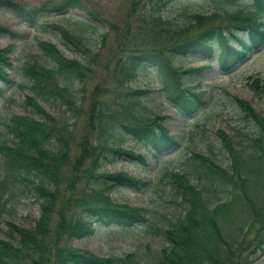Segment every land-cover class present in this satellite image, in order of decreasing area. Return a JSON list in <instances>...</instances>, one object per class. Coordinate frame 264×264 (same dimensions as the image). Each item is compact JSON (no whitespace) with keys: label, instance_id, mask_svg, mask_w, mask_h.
I'll return each mask as SVG.
<instances>
[{"label":"rangeland","instance_id":"rangeland-1","mask_svg":"<svg viewBox=\"0 0 264 264\" xmlns=\"http://www.w3.org/2000/svg\"><path fill=\"white\" fill-rule=\"evenodd\" d=\"M6 1L37 9L40 15L36 24H28ZM247 2L250 0H243V5ZM218 8L210 0H173L165 4L162 0H0V52L8 50L5 57L1 54L0 61L5 66L4 73L12 80L9 84L0 80L3 88L0 142L16 143V137L8 132L7 123L12 117L28 115L31 105H27V99L32 100L35 104L32 106L40 112L34 118L51 126L55 120L57 134L70 146L67 166L62 169L61 190L72 177L74 193L96 189L118 204L141 210L142 222L132 227L96 222L90 234L80 238L64 237L57 243L58 247L88 251L104 259H113L114 264H193L196 261L193 252L201 253L199 264H264V247L256 246L264 222V146L262 142V148L252 153L251 144L259 134L264 139V44L250 51L231 71L221 67L218 45H215L216 55L211 60L202 54L172 56V64L181 70L207 66L200 73L183 74L184 85L196 92H205L206 105L192 115L180 111L161 90V79L154 66L143 64L133 69L131 62L124 59L127 53L155 46L144 33L153 27V16L172 20L183 30L178 33L186 37L210 26H226L224 11ZM227 8L231 10L235 6ZM196 13L204 15L197 22L193 18ZM82 20L93 21L96 28L79 31L81 43L75 48L64 44L57 31L48 27L78 30ZM3 28L6 31H2ZM138 34L141 40L136 42ZM38 41H51L69 59L91 64L90 71L84 70L87 74L82 80L58 78L59 85L68 88L73 96L70 109L52 99L33 95L24 68L37 64L36 69L42 72L39 65L53 67L38 51ZM161 48L165 54L166 48ZM257 78L259 83L255 82ZM138 89L154 91L139 97L152 115V125L168 129L176 136L179 146L154 156L150 146L149 151L130 134L123 131L124 135L113 136L111 131L105 134L115 140L117 147L144 156L146 164L139 156L131 160L126 154L108 161L100 159L98 163L90 158L82 163L78 156L80 143L87 139L85 146H94L100 136L98 129L91 130V121L94 118L96 121L101 102L108 116L106 104L110 112L121 110L122 95ZM246 109L254 113L256 122L244 119ZM219 129L224 131L227 142L223 143L216 136ZM258 145L261 146L259 142ZM84 151H88V147H84ZM196 153L219 163L223 168L220 169L222 176L228 179L230 186H211L201 178ZM1 169L0 161V172ZM121 173L148 182L149 186L139 191L114 186V181L109 179V185L103 183L105 175ZM174 173L183 177H175ZM1 200L6 206L0 216V239L5 240L8 224L33 227L46 202L44 198L39 199L35 191L19 185L4 189ZM179 222L184 227L176 236L182 242L172 255L175 236L165 233ZM213 254L216 260L210 256Z\"/></svg>","mask_w":264,"mask_h":264},{"label":"trees","instance_id":"trees-1","mask_svg":"<svg viewBox=\"0 0 264 264\" xmlns=\"http://www.w3.org/2000/svg\"><path fill=\"white\" fill-rule=\"evenodd\" d=\"M162 1L165 4L171 3L173 0ZM210 1L216 4L218 9L224 11L223 16L228 23L226 26H210L197 34L184 37L178 33L183 30L178 28L172 20L163 19L161 15H155L152 18L153 27L144 32L155 46L150 49L137 50V52L130 53L131 55L127 53L124 57L125 61L131 62L133 69L141 68L143 64L154 66L161 79V90L185 115L198 112L206 105V100L204 99V91L196 92L191 86L184 85L183 74L200 73L207 66L181 70L172 64V56L202 54L206 59H213L216 55L215 45H218L221 49L219 54L221 67L225 71H230L240 61L244 60L250 51L258 50L264 44V22L262 21L264 18V0H250L247 5H243V0ZM6 2L14 7L18 14L28 21V24H36L40 15L37 9L10 1ZM72 3L75 2L72 1ZM160 5L161 3L158 6L159 10ZM228 5L235 6V9L229 10ZM154 11L149 10L150 13ZM214 14L219 15L218 13ZM203 16L196 13L193 18L197 22ZM93 20L96 19L93 18ZM90 21H80V26L78 30L74 29L75 31L52 25H48V27L57 31L64 44L73 45L75 48L81 43L79 31L83 32L96 28L93 21ZM3 30L6 31L4 28ZM135 39L136 42H139L141 35L138 34ZM234 41L236 44H233ZM161 47L166 48L165 54L161 51ZM37 49L42 56L51 61L53 67L48 68L39 65L42 72L36 69L37 64L24 68V74L31 81L30 88L34 93L33 95L44 100L52 99L60 105H65L66 109H70L74 102L73 96L68 88L59 85L58 78L82 80L83 76L87 74L84 73V70L90 71L91 64L87 61L81 63L77 59H69L59 46L51 41H38ZM7 51L5 50L3 54L0 52V56L1 54L4 56ZM4 68L5 66L0 61V80L9 84L12 80L4 73ZM128 79L129 77L126 78V80ZM259 81V78L255 80L256 83ZM146 91L138 89L123 94L121 101H118L121 105V110L118 111L110 112L107 109L109 104H106V111L110 113L108 116L105 115V107L102 106L101 102L96 121L95 118L91 121V130L98 129L100 136H98L97 144L94 146H85L88 145L85 143L87 139L83 144L80 143L78 156L81 157L82 163L90 160V158L94 163H98L100 159L108 161L117 155L126 154L127 159L137 160L139 156L142 159L141 162L146 164L144 156L117 147L114 143L115 140L113 141V138L105 134H110L111 131L113 136L115 134L124 135L122 134L124 132L130 134L138 142H143L146 148L150 146L154 151V156L179 146L176 136L172 135L168 129L161 126L156 128L152 125V115L149 114L147 105L139 97L144 93L147 95L154 93L153 90ZM2 95L3 88L0 87V97ZM27 103H29L27 105H31L29 114L19 118L12 117L7 123L8 132L14 135L18 142L16 141L14 145H9L8 140L0 142L2 165L0 172V216L4 213L6 206L5 202L1 200V192L7 189L9 185H19L25 190H33L39 199L44 198L46 202L42 204L40 217L33 227L23 228L22 226L7 225L8 228L5 232L7 238L6 240L0 239V264H27V262L28 264H114L113 259H104L88 251L83 252L71 247H58L57 243L64 237L67 239L80 238L90 234L96 222L123 228L132 227L138 222H142L141 210L118 204L112 201L108 195H104L96 189L74 193L75 189L73 190L72 187L75 185L71 182L72 177L69 179L68 185L61 190L62 169L67 166L70 157L69 143L63 136L57 134L55 120L53 121L54 126L47 125L46 121L36 120L34 117L40 112L34 108L35 104H32V100L29 102L27 99ZM237 103L240 104L241 102L237 100ZM243 112L246 121H257L253 112H249L247 109ZM41 118L43 119V117ZM50 119L53 120L54 117ZM223 135L225 136L223 130L216 131V136L224 143L227 140ZM257 141L261 146L258 145ZM262 142L264 146V139L259 134L256 140L251 143L252 153L258 150V147L262 148ZM84 147H88V151H84ZM90 151L91 154H89ZM194 156L200 160L198 164L199 175L201 178H205L209 185L230 186L228 179L222 176L223 170L220 169L223 168L219 163L201 153H196ZM253 157L256 159V156L252 155ZM174 175L178 178L183 177L178 173H174ZM105 178V182H103L105 185H109L108 182L111 180L114 181V186L130 187L139 189V191L149 186L148 182H141L122 173L114 176L105 175ZM180 222L165 233L167 236L173 234L176 238V240L173 239L175 246L171 249L172 255L177 251L176 247L182 242L176 236L184 227L183 223L180 224ZM262 223L263 227L261 224L260 232L256 238V246L260 249L264 247V222ZM193 253L196 257L193 264H199L202 260L201 253ZM35 255L40 256V258L36 260ZM210 256L216 260L214 254ZM167 257L171 256L167 255Z\"/></svg>","mask_w":264,"mask_h":264}]
</instances>
